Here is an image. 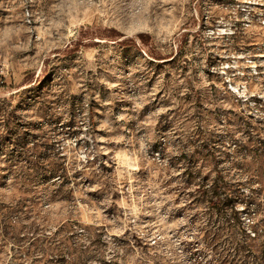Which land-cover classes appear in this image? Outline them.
I'll list each match as a JSON object with an SVG mask.
<instances>
[{
	"label": "rangeland",
	"instance_id": "rangeland-1",
	"mask_svg": "<svg viewBox=\"0 0 264 264\" xmlns=\"http://www.w3.org/2000/svg\"><path fill=\"white\" fill-rule=\"evenodd\" d=\"M0 264H264V0H0Z\"/></svg>",
	"mask_w": 264,
	"mask_h": 264
}]
</instances>
